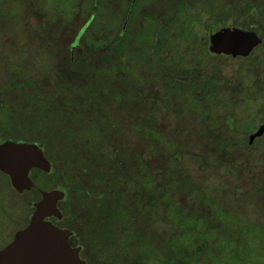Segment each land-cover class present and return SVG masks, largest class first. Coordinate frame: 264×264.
<instances>
[{"label": "trees", "instance_id": "obj_1", "mask_svg": "<svg viewBox=\"0 0 264 264\" xmlns=\"http://www.w3.org/2000/svg\"><path fill=\"white\" fill-rule=\"evenodd\" d=\"M19 1L13 21L27 45L0 82V136L5 128H31L52 161L77 171L70 178L65 172L61 207L71 227L69 196L80 202L83 258L264 264V133L247 139L264 120V91L253 86L264 80V0H159L161 12L140 14L135 8L144 0H68L63 11L55 0ZM78 12L87 23L53 50ZM214 22L261 37L247 55L234 56L232 70L223 69L226 55L208 50ZM185 93L202 108L190 112ZM38 172L46 173L31 168L34 190ZM23 189L0 172L4 214L32 208L35 199L25 200ZM253 238L261 241L255 256ZM72 241L82 253L84 244Z\"/></svg>", "mask_w": 264, "mask_h": 264}, {"label": "water", "instance_id": "obj_2", "mask_svg": "<svg viewBox=\"0 0 264 264\" xmlns=\"http://www.w3.org/2000/svg\"><path fill=\"white\" fill-rule=\"evenodd\" d=\"M260 42L261 37L255 30L241 25L214 22L208 27L207 46L214 53L245 56ZM262 133L264 121L247 132V139L251 141ZM30 168L49 169V160L41 146L34 141L0 136V172L7 176L10 186L16 190L34 186ZM36 190L39 196L32 203L27 221L0 247V264H86L79 254L80 245L68 243L72 231L48 218L60 217L56 202L63 197V190L39 186Z\"/></svg>", "mask_w": 264, "mask_h": 264}, {"label": "rangeland", "instance_id": "obj_3", "mask_svg": "<svg viewBox=\"0 0 264 264\" xmlns=\"http://www.w3.org/2000/svg\"><path fill=\"white\" fill-rule=\"evenodd\" d=\"M39 1H41V0H39ZM46 1L48 4V2L52 1V0H46ZM55 1L60 3L62 11L65 10L64 4H66L68 2V0H55ZM65 1H67V2H65ZM170 1H172L175 5H178L176 0H170ZM113 4H114V2H113ZM139 5L140 6H138V7L136 6V8H135V10L137 11L138 14H140V13H151L152 11L161 12L163 10L162 9L163 3L160 2L159 0H144L143 3H141ZM21 7H22V1H19V0H0V16H2L1 18L3 19L0 22V82L1 83L3 81H5V78L7 77L6 74L8 75L10 72V64L13 63V61H12V60H14L13 57H15V58L20 57V55L25 52V50H23V49L27 45L26 42H23L21 40V34H25L26 32L17 23H15L13 21L14 18H16L17 9H19ZM57 7H59L58 4H57ZM114 7L116 8V2H115ZM51 9L52 8H50L49 10H51ZM175 9H177L179 11V6H177ZM48 11H47V9H45V10L39 9V13L41 15L43 13H45V16H46V14H48L47 13ZM21 13H25V10H22ZM85 19H86L85 16L80 15L79 12L77 14H75L73 16V19L64 28L63 40L61 41V43H58V44L53 43L52 44L53 50L58 49L57 51H59V48H61V47L65 48L67 43L71 40V37L74 34V32H76V30L78 28H79L78 30H81L80 28L84 24ZM127 19H128L127 17L125 20L123 19L124 20V22H123L124 26L127 23ZM143 22H145V21H143ZM46 24L50 25V20H48V23H46ZM157 26H158V24H157ZM145 29H146V26H144V31H145ZM26 30H27V27H26ZM28 30L30 32L38 31V26L35 25V26L29 28ZM94 35L96 36V34H94ZM55 45H56V47H55ZM28 50H30V49H28ZM221 55H224V54H221ZM226 56H227V58H225L221 62L223 69L226 70V69L230 68V70H232V67L238 63V60L235 59V57H231L228 55H226ZM203 57L205 59L208 58L209 60L212 59L210 56H205V54L203 55ZM214 58L219 59L222 57L221 56H215ZM34 60H36V59H34ZM34 65L35 64H33L30 68H34ZM256 70L257 69H253L252 71L255 72ZM254 85L256 86L257 89L264 91V80H262L261 78H259L258 80L255 79L253 86ZM204 86L209 87L208 84H205ZM14 89H16L17 92L21 91V87H19V86H16ZM184 99H185L186 104H187L186 107L188 109H190L189 110L190 112H193V111L196 112L197 110L202 108V106L200 104H196L195 106H194V104H191L192 97L188 93H185ZM209 102H210V100L207 101V104ZM262 103L264 105V102H262ZM16 105L21 109V106L18 103H16ZM211 108L216 109L217 107L214 105H211ZM5 113H6L5 109L0 108V115H4ZM260 121H264V120H259L258 122L255 123V125L258 124ZM255 125H253V127ZM251 130H248V131H251ZM31 131H32L31 128H5L3 135L5 137H10L13 139H23V140L34 141L38 145H40L42 148L43 154L49 160V169L46 170V173H43V172L36 173L37 177H41V178L37 179V183L40 184L37 186L43 187V188L56 187V188L62 189L61 186L64 184H62L61 182H64V179L67 178L65 172L68 173L67 175L70 178V177H76V175L78 176L77 171L74 170L73 168H70L61 159H53V161H52V158L50 159V157H49V153H50L49 148L46 145H44L43 142H40L39 139L34 138L32 136V133L34 131L33 132H31ZM37 131H39V130H37ZM245 136H246V133H245ZM29 175H31V168L29 169ZM34 181H35V179H34ZM76 181H77V179H76ZM76 181H74V182H76ZM74 182H72V183H74ZM75 184H77V183H75ZM22 191H24V193L22 194V197L25 200H28V199H30V200L35 199L36 200L37 199L36 194H35L37 191L34 190L33 188L27 187V188H24ZM22 197L18 196L17 203H20V201H22ZM69 197H70L71 203L73 204V207H72L73 211H71V212H72L74 217L72 219H70V221H69V224L75 230L73 240H75L76 242L78 241L79 243L81 242L82 244H84L82 239L80 238V234L84 236V234L86 235L87 231H84L83 232L84 234L79 232V230L81 228V222H82L80 219V216L82 217V215L80 214L81 205H80L79 200L76 199V196L71 194ZM78 198H80L79 195H78ZM63 200H65V198ZM63 200H60V204L64 202ZM4 207H5V200L3 198H1L0 199V247L3 244H5L11 238L12 233L14 232L15 229H17V228H19L25 224V222L27 221V217H28V215L32 209L31 208L28 211V206L26 204L25 205L23 204L21 207H19L17 209V211H16L17 215L16 216H14V214L9 216V215L4 214V212L2 211ZM228 226L230 227L229 224H228ZM244 239H245V237H244ZM90 242L93 245L92 247L96 248L95 241L90 240ZM250 243H251V247L248 249L249 254L251 253V254H254V256H255V254L258 252H256L253 249V246L255 248L260 247L259 244L261 243V241H260V243H258L257 239L253 238V241H251ZM80 253H81V250H80ZM86 253H87V249H86V246L84 244V246L82 248L81 257H84V255ZM259 259L264 262V257L262 255H259ZM85 262H86V264H89L86 260H85Z\"/></svg>", "mask_w": 264, "mask_h": 264}, {"label": "flooded vegetation", "instance_id": "obj_4", "mask_svg": "<svg viewBox=\"0 0 264 264\" xmlns=\"http://www.w3.org/2000/svg\"><path fill=\"white\" fill-rule=\"evenodd\" d=\"M36 188V187H35ZM63 192H64V190H63ZM65 193V192H64ZM39 195V194H38ZM63 197H64V195H63ZM63 197L62 198H60V199H58L57 200V202H56V204H57V207L59 208V210H60V212H61V215H60V217H55V216H49L48 218L54 223V224H56V225H58V226H60V227H67V228H69L72 232H71V234L68 236V243L69 244H71V245H76V244H78V243H75V242H73L72 241V239H73V236H74V230H73V228L72 227H70V226H68V225H66V223L64 222V211H63V209H62V207H61V204H60V200H62L63 199ZM80 245V244H79ZM80 250H81V245H80ZM80 250H79V254H80ZM81 256V255H80Z\"/></svg>", "mask_w": 264, "mask_h": 264}]
</instances>
